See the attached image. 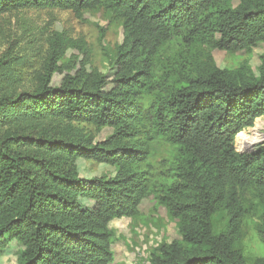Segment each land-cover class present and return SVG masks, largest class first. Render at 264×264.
Masks as SVG:
<instances>
[{
  "label": "trees",
  "instance_id": "1",
  "mask_svg": "<svg viewBox=\"0 0 264 264\" xmlns=\"http://www.w3.org/2000/svg\"><path fill=\"white\" fill-rule=\"evenodd\" d=\"M25 8L79 17L103 8L120 20L123 39L110 80L89 69L87 44L62 32L46 38L31 77L22 56L0 57V258L17 241L18 264H110V222L137 216L154 195L182 238L156 247L150 264H264L239 245L254 216L264 241V146H235L264 116V52L258 74L247 62L221 68L212 55L264 42V0H0V15ZM156 141L172 147L158 172ZM79 159L114 175L82 178Z\"/></svg>",
  "mask_w": 264,
  "mask_h": 264
},
{
  "label": "rangeland",
  "instance_id": "2",
  "mask_svg": "<svg viewBox=\"0 0 264 264\" xmlns=\"http://www.w3.org/2000/svg\"><path fill=\"white\" fill-rule=\"evenodd\" d=\"M102 29L104 37L101 40ZM53 32H62L74 40L85 42L90 51L89 69L98 68L111 79L114 72L111 62L116 46L122 42L123 30L120 20L103 8L85 12L81 17L69 9L54 8H25L1 14L0 57L7 52L14 57L22 56L23 65L20 68L25 71V76L31 77L32 72L40 69L44 63L48 49L46 38ZM170 43L171 50L178 46L176 41ZM263 52L264 42H261L251 52L230 53L213 49L212 55L216 65L221 68H235L247 62L258 74ZM77 53V49H69L67 58ZM62 78V74L56 73L52 84L59 85ZM89 130L95 131L92 127ZM244 131L249 136L259 135L264 138V116L257 118L254 125ZM111 132L109 128L102 130L97 134L96 140H103ZM235 142L236 149L240 152H252L264 146L263 142L255 145L252 150L242 151L237 145V140ZM152 145L153 154L150 161L155 172H158L164 162L170 159L172 147L162 141H156ZM77 165L82 178L111 176L115 172L114 167L93 160L79 159ZM83 204L89 208L93 206L88 200H83ZM218 220L219 224L223 223V214L218 216ZM260 225V217L254 216L245 222L241 231L239 245L249 259L264 257ZM110 227L115 234L112 240L114 259L110 264H150L151 253L156 247L164 242L170 243L182 238L178 219L170 217L154 195L142 200L137 216L116 218L110 222ZM22 250L23 246L19 242H11L0 258V264H18Z\"/></svg>",
  "mask_w": 264,
  "mask_h": 264
},
{
  "label": "bare ground",
  "instance_id": "3",
  "mask_svg": "<svg viewBox=\"0 0 264 264\" xmlns=\"http://www.w3.org/2000/svg\"><path fill=\"white\" fill-rule=\"evenodd\" d=\"M257 126V125H256ZM237 145H239L242 151L252 150L253 147L257 144L263 143L264 138L256 136H249L246 131H242L237 135ZM236 143V142H235Z\"/></svg>",
  "mask_w": 264,
  "mask_h": 264
}]
</instances>
